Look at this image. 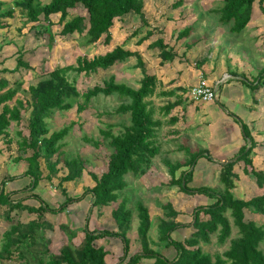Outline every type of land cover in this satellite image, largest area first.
<instances>
[{
	"label": "rangeland",
	"instance_id": "obj_1",
	"mask_svg": "<svg viewBox=\"0 0 264 264\" xmlns=\"http://www.w3.org/2000/svg\"><path fill=\"white\" fill-rule=\"evenodd\" d=\"M2 1L5 3L4 7H13V13L11 18L6 19L9 25L0 30V69L10 70L9 72H1L0 75L9 81L11 86H13L11 82L21 81V89L24 90L23 92L19 90L11 100L7 101L8 104L15 103L14 99H28L27 87L34 86L39 80L46 79L49 71L55 67L68 65L74 67L77 59H91L103 55L114 46H121L124 49L138 52L145 72L156 78L153 93L144 100L152 109V117L160 121L154 137L156 144L160 147L159 154L151 159V163L143 174L138 176H133L130 173L125 174L123 176L126 183L125 187L118 191L116 200L111 201L108 205L99 209L92 208L89 213L90 196L86 194L80 201L68 204L62 212L55 214L44 212L42 218L52 224V230L46 231V236L50 239L48 246L50 254L57 253L59 246L65 243L72 247L76 246L82 236L81 228L87 212L89 213L87 220L89 229L115 230L114 222L110 217V210L123 200L124 206L131 212L129 228L126 231V237L128 238L127 255L140 249L136 238L135 203L141 202L147 207L150 219L149 247L160 252L168 259L172 258L175 253L174 249L171 246L163 247L165 241H160L157 238L156 224L158 217L166 212V209L162 208V204L169 202L171 207L178 213L175 220L188 223L191 220L193 208L207 205L211 200L202 194L183 193L178 190L176 185H170L168 183L169 175L162 159L168 158L171 161L181 159L183 152L179 151V145H186L192 153L204 149L209 156L196 158V162L191 168L192 175L188 186L198 187L203 185L217 189L221 188L217 181L218 164L229 157H231V161L235 160L232 154H236L234 150L237 146L234 149L232 148V154H225L222 150L228 147L226 141H221L219 145L222 147H217L215 142L212 143L209 140L210 133L214 129L213 123L208 118L204 120L201 117L204 116L201 115L203 104L191 102L188 99L187 90L195 83L193 80L196 76H193L192 71L198 68L195 66L197 62L203 61L207 65L223 63L224 66L226 65L225 67H228L230 64L237 63L236 59H230L231 55L234 54L238 61L246 57V61L251 62V67L258 71L264 69V16L257 8V0H253V14L247 23L248 27L245 25L238 32L229 31V25L218 22L215 9L221 5V0H181V5L174 10H172V4L176 0H142L144 22L142 23L139 17L133 14L121 16L118 20L114 19L110 28L111 41L107 44H103L102 39L91 44H84L81 37L76 33L66 36L58 35L60 28L56 25L57 15H51L49 18L52 22L48 25L52 40L48 42L46 33L41 32L39 27H35L36 22L27 23L25 18L19 14L17 7L13 4L14 0ZM40 1L45 2L46 0ZM70 13L82 14L84 10L78 5ZM46 22V20H41L37 25L41 26ZM184 27H188L189 32L182 38H177L178 32ZM146 30H151L152 35L138 44V38L143 36ZM156 38H161L164 43L173 48L175 58L172 62H160L155 49H146L147 43ZM257 48H259V51ZM18 49H21L20 59L26 62L28 67L13 70L15 69ZM257 57L263 58V61H258ZM135 63V58L129 57L105 70L98 69L89 73H76L73 70H68L65 76L79 93L93 85H100L109 76H112L115 82H122L136 88L142 71L135 66ZM227 73H230V71L228 70L225 74ZM247 76L249 79L253 77L252 75ZM246 86L250 89L252 100H255L253 93L259 86L253 88L252 83ZM176 98H179L181 102L177 106H170L166 110V107L171 105ZM257 99L260 103L258 107H261L260 109L264 111V92L257 94ZM82 101L81 96L71 99V106L67 110L53 109L45 120L50 131L64 126L68 127L66 135L59 141V159L78 156L84 162V169L80 178L61 184L66 194L71 197L78 196L79 193L93 184L88 175L89 172L98 176L105 170L107 156L111 149L106 141L102 139L99 129H105V124H111V132L115 134L121 131L123 125L128 123L127 113L114 111L121 102H126V99H122L116 94H97L90 97L84 103L83 110L77 111L76 102L81 103ZM190 104L194 106L197 104L190 113L192 116L189 114L192 108ZM218 104V101L213 100L204 104L203 107L211 105L217 107ZM185 105L188 106V111L184 107ZM27 111H21L22 116L18 123L15 121L9 122L6 129L7 136L0 135V180L3 183L2 189L4 192L10 191V188L12 190L23 189L11 195V199L25 197L22 200L24 203L37 205L36 201L28 198V195L32 192L38 195L49 207H56L63 199L60 192L61 187L56 185L61 172H58V176L53 177L51 180L41 179L31 192L30 189L26 188L27 186H24L28 179L21 175L27 168V162L21 158L16 159L20 153L17 150L19 137L15 134V131L21 129V132L26 134ZM209 116L213 118L212 114H209ZM172 117L175 118L173 123ZM258 121L260 124L259 129H247V131L253 143H256L252 148V165L264 172V117L258 119ZM222 122L224 127L229 126L231 138L235 136L237 128L232 129L230 127L231 120L225 118V121ZM83 137L96 139L98 144L92 145L85 141ZM250 137L247 136L246 140L243 137L241 139L248 145ZM235 142L233 141V143ZM216 148L218 151L215 152ZM242 164L240 161L233 167L237 175L233 180L234 187L231 189L233 197L246 199L252 195L263 193L264 186L257 187L252 175L243 171ZM184 169L189 168L183 166L176 170L175 175H178L179 171ZM41 170L43 174L46 173L42 164ZM16 179H20V181L13 183ZM2 209L3 207H0V211ZM243 213L245 220L251 219L264 228V214L252 215L245 210ZM32 215L33 213L28 214L21 211L18 212L16 219L24 221ZM200 218H204V215H200ZM229 222L231 225L229 237H233L236 228L232 225L230 218ZM59 224H67L71 229L76 230V237L71 241H67L65 234L58 229ZM7 226L8 223L0 217V241L2 240L1 233ZM188 232L189 229L181 227L171 232L170 238L179 241ZM97 244L107 251L104 257L107 264H118V258L122 255V245L117 238L103 237L97 240ZM227 246L228 239L219 244L216 242L215 234L210 235L209 242H200L203 252L210 255L221 253ZM258 247L264 252V241L259 243ZM138 264H152V259H141Z\"/></svg>",
	"mask_w": 264,
	"mask_h": 264
},
{
	"label": "trees",
	"instance_id": "obj_2",
	"mask_svg": "<svg viewBox=\"0 0 264 264\" xmlns=\"http://www.w3.org/2000/svg\"><path fill=\"white\" fill-rule=\"evenodd\" d=\"M252 3L253 0H221V5L215 9L218 22L229 25V31L242 30L250 20ZM13 4L27 23L36 22L35 27H39L41 32L46 33L48 42L52 40L48 26L52 23L49 20L51 15L58 16L56 20V25L60 28L58 35L66 36L76 33L84 44H91L100 39L103 44L109 43L113 20H118L121 16L133 14L138 16L142 23L144 22L142 0H46L45 2L14 0ZM4 5V1L0 0V30L9 25L6 19L11 18L13 13L12 6L4 7ZM78 5L84 10V13H70ZM180 5L181 0H176L172 4V8H178ZM257 8L264 16V0H257ZM41 20H46V24L37 25ZM188 32L189 28L184 27L176 37L182 38ZM152 33L151 30H146L144 35L138 38L137 43L147 40ZM146 49H155L160 62H170L175 58L173 48L164 43L161 38L149 41ZM17 51L18 55L13 70L21 67L27 68L28 64L20 59L21 49ZM129 57L135 58V66L142 71L136 88L122 82H115L114 78L109 76L100 85H93L79 93L65 76L68 70H73L76 73L105 70ZM202 62L195 63V66L199 68ZM9 71L6 68L0 69V73ZM263 77L264 69L260 70L252 78V81L244 80L246 84L252 83L254 88L264 85ZM11 83L13 86L0 75V135L7 136L6 129L9 122L18 123L22 116L21 111L28 110L26 112V134L21 132V129L15 131L19 137L17 150L20 153L16 159L21 158L27 162V168L21 175L28 179L24 186H27L26 188L31 192L41 179L51 180L58 176V172H61L56 185L61 187L60 192L63 199L56 207H49L38 195L31 192L28 198L36 201L37 205L24 203L22 200L25 197L16 199L10 197L23 189L4 192L3 183L0 180V207H3L0 217L8 223L7 228L1 233L0 264H107L104 260L107 251L97 244V240L103 237H113L120 241L122 255L118 258V264H138L144 258L152 259V264H264V252L258 247L259 243L264 241V228L251 219L245 220L243 213L245 210L252 215L264 214V192L246 199L233 197L231 192L234 187L233 180L237 176L233 167L240 161L243 163V171L252 175L256 186H264V172L252 165V148L255 144L243 123L240 122L241 132L245 140L247 136L250 137L249 144L244 142L239 147L234 155L235 160L231 161L229 158L218 164L217 181L221 186L220 189L203 185L188 186L191 181V168L196 162V158L209 156L204 149L192 153L186 145H179V151L183 152L181 159L175 161L168 158L162 159L169 175L168 183L170 185H176L178 190L183 193L202 194L211 201L207 205L194 207L191 220L188 223L175 220L178 213L169 202L162 204V208L166 209V212L158 217L157 238L160 241H165L163 247L171 246L174 249V256L170 259L149 247L150 219L148 210L141 202H136V238L140 249L127 255L126 231L129 228L131 212L124 206L123 200L110 210L115 230L89 229L87 220L92 208L99 209L116 200L118 191H121L126 185L123 179L125 174L130 173L133 176L143 174L151 163V159L160 152V147L154 140L160 121L152 117V109L144 100L153 93L156 78L145 72L138 52L114 46L103 55L91 59H77L74 67L71 65L55 67L49 71L46 79L39 80L34 86L27 87L28 99H14L15 103L8 104L7 101L11 100L19 90H22L21 81ZM97 94H116L118 97L126 99V102H121L114 111L127 113L128 123L115 134L111 132V124H105V129H99L102 139L111 149L107 156L105 170L98 176L89 172L88 175L93 184L78 196L71 197L66 194L61 184L80 178L84 162L78 156L59 159V141L66 135L68 127L64 126L50 131L45 120L53 109L67 110L71 106V99L80 96L83 101L76 102V110L81 111L84 108V103ZM179 101V98L174 100L171 105L166 107V110L170 106L177 105ZM173 121H175L174 117H172V123ZM83 138L92 145L98 144L96 139ZM60 163L61 165H59ZM41 164L46 171L45 174L42 173ZM183 166H187L189 169L180 170L178 175H175L176 170ZM86 194L90 196L89 213L87 212V216L84 217V224L81 228L82 236L79 242L73 247L67 243L62 244L57 253L50 254L48 249L50 239L46 236V231L52 230V224L42 218L43 213L62 212L68 204L80 201ZM21 211L28 214L33 213V215L24 221L18 220L16 216ZM200 215H204V218H200ZM228 217L236 228L233 237H229L231 225ZM181 227L189 229L188 234L179 241L170 238V233ZM58 229L65 234L67 241L76 237L77 231L71 229L67 224H59ZM211 234H215L216 242L219 244L228 239L227 248L219 254L210 255L203 252L200 247V242H209Z\"/></svg>",
	"mask_w": 264,
	"mask_h": 264
},
{
	"label": "crops",
	"instance_id": "obj_3",
	"mask_svg": "<svg viewBox=\"0 0 264 264\" xmlns=\"http://www.w3.org/2000/svg\"><path fill=\"white\" fill-rule=\"evenodd\" d=\"M252 12L253 11H251V15L253 14ZM246 25L248 27V24ZM219 34L221 33L219 32ZM257 50L259 51V48H257ZM260 57L259 58L257 57V59L258 61L261 62L263 61V58ZM230 59H236L237 63L234 65L230 64V66L228 65V67H225L226 65L224 66L223 63L221 64L218 63L216 65H211L212 64L211 63L208 64L210 65L208 66L206 62L205 63L202 62L203 66L202 65L200 66V70L199 68H196L192 71L193 76H196L193 80L194 82L197 80L198 75L201 74L214 87V90L216 92V98L214 99V101L219 102L217 107H213V105L203 107L204 104L206 103H198V104H203L201 110L203 113H201V115L204 116L201 117L204 120L205 118H208V120L213 123L214 129L210 133L209 140H211L212 143L215 142V144H217L216 145L217 147L221 146L219 145L221 141H226L228 147L222 150V152H224L225 154H229V153L232 154L231 150L232 148L234 149L235 146L237 147L235 148L234 151H236L237 153L239 147L244 144L243 139H241L243 137L241 128L239 129L240 122L243 123L247 129L256 130V128L259 129L260 126L258 119L264 117V111L260 109L261 107H258L260 103L258 102L257 99V94L264 92V85H258L259 87L253 93V97L255 98V100L254 99L252 100L250 89L246 86L249 84H246L244 80L246 79L249 82L252 81V79L251 78L249 79L247 75H252L253 77H255L259 71L256 70L254 67H251L252 64L250 61H246V57L238 61V58L234 54H232ZM228 70L230 71V73L225 74ZM241 74H243L245 77ZM239 75L242 77L240 78ZM217 91L220 92L218 93ZM180 102L181 101H179V103ZM180 106L182 107V104ZM196 106L197 104L195 106L194 105L190 106L192 108L190 109L189 114L192 113V110H194ZM184 107L188 111V106L185 105ZM209 114H212L213 118L209 116ZM190 116H192V114H190ZM225 118H227V120H231L230 127L232 129L237 128L236 135L233 136L232 138L229 133V126L224 127V123L222 122L225 121ZM176 123L178 124V122ZM239 139L240 141H238ZM233 141L236 142L233 143ZM214 151L216 152L218 151V149L216 148ZM232 155H235V153ZM17 181H20V179L14 180L13 183H17ZM25 184L26 183H24V185ZM5 185L7 186V183H5ZM10 190H12V188H10Z\"/></svg>",
	"mask_w": 264,
	"mask_h": 264
},
{
	"label": "built area",
	"instance_id": "obj_4",
	"mask_svg": "<svg viewBox=\"0 0 264 264\" xmlns=\"http://www.w3.org/2000/svg\"><path fill=\"white\" fill-rule=\"evenodd\" d=\"M188 99L195 103H207L216 98L214 87L199 74L195 83L187 90Z\"/></svg>",
	"mask_w": 264,
	"mask_h": 264
}]
</instances>
